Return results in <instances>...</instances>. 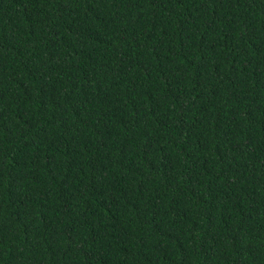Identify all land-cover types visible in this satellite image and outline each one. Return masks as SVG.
Masks as SVG:
<instances>
[{"label":"trees","instance_id":"16d2710c","mask_svg":"<svg viewBox=\"0 0 264 264\" xmlns=\"http://www.w3.org/2000/svg\"><path fill=\"white\" fill-rule=\"evenodd\" d=\"M0 264H264V0H0Z\"/></svg>","mask_w":264,"mask_h":264}]
</instances>
